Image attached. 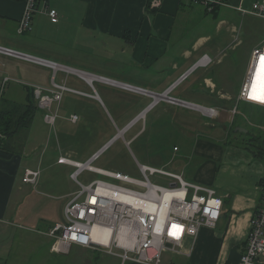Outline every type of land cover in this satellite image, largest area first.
Returning <instances> with one entry per match:
<instances>
[{
  "label": "crops",
  "instance_id": "1",
  "mask_svg": "<svg viewBox=\"0 0 264 264\" xmlns=\"http://www.w3.org/2000/svg\"><path fill=\"white\" fill-rule=\"evenodd\" d=\"M210 1L213 0H164L160 9H154L147 0H40L38 10L32 15L30 30L19 32L18 23L23 15L25 0H0V46L154 94L172 89L170 97L193 104L184 100L180 91L178 96L172 93L198 68L208 69L197 66V63L204 55L211 58L205 51L211 35L220 34L223 30L236 32L240 19L245 21L252 17L240 11H249L262 0H214L218 3L208 10L204 3ZM49 9L58 14L56 24L51 23L47 16ZM246 30L251 33L249 27ZM261 44L258 43L256 47ZM242 45L239 41L236 47ZM219 52L221 50L217 49V58H221ZM250 57L244 56L243 52L239 56L238 62L243 67L240 84L230 86L227 80H221L222 85H219V81L216 85L206 77L202 79V84H207L212 92L217 91L219 100L236 99ZM59 74L63 77L59 83L73 77L58 72L56 82ZM52 76V70L46 66L0 54V103L6 100L26 105L29 98H34L35 86L51 88ZM79 76L83 75L79 73ZM88 76L83 77L87 80ZM77 79L82 86L73 89L88 95L96 93L98 99L75 95L92 102L109 115L107 107L110 106L119 117H130V124L149 108L152 101L148 95L97 82L106 87L102 98L95 82L93 92L86 81ZM253 80L257 81L258 75H254ZM159 105L148 110L147 114L157 110ZM156 113L167 116L162 110ZM70 115L77 114L69 112L63 121H67ZM52 129L45 124L42 112L37 110L30 128L23 135L25 141L22 150L10 152L0 145V264H56L59 260L57 257H64L66 264H80L83 260L86 264H134L124 262L122 254L114 251L109 253L106 250L72 246L66 254L52 252V239L46 233L55 224L64 222V207L72 196L67 190L53 195L50 190H40L41 174L46 169L70 167L61 164L60 157L78 162H83L81 159L85 157L83 152L73 148L71 140L63 141V149L51 148ZM195 140V161L194 158L190 161L199 162V165L191 173L190 179L219 188L217 192L223 200V209L228 211L222 218H227L229 228L222 233L202 229L194 243H186L190 257L183 258L182 264H217L214 255L221 253V250H216V245L220 243L226 252L220 263L235 264L245 245L249 221L261 204L257 189L264 176V166L254 162L243 148L218 150L217 146L199 135ZM172 150L179 152L176 146ZM221 158L223 163L217 168L215 163ZM25 169L39 171L36 186L22 182ZM58 174V170H55L54 176ZM234 247L236 250L232 253ZM257 264H264V258H260Z\"/></svg>",
  "mask_w": 264,
  "mask_h": 264
},
{
  "label": "built area",
  "instance_id": "2",
  "mask_svg": "<svg viewBox=\"0 0 264 264\" xmlns=\"http://www.w3.org/2000/svg\"><path fill=\"white\" fill-rule=\"evenodd\" d=\"M163 2L164 0H147L154 9H160ZM38 3L39 0H25L23 15L18 23L19 32L30 30L31 18L38 10ZM211 3L218 2L214 0L205 2L208 10H211ZM240 12L264 20V0L254 4L251 10ZM47 16L51 23L58 22V14L55 10H47ZM0 54L31 61L52 70L51 88L38 86L33 88L37 108L42 112L45 124L51 128H54L58 118L64 93L98 98L96 93L91 96L68 87L65 81L60 83L55 81L58 72L66 76L75 75L78 78H81L79 73L86 75L84 72L1 46ZM211 63V58L204 55L197 66L208 67ZM88 75L99 78L106 84L121 85L125 90L150 96L154 103L151 105L152 108L166 99L165 101L170 104L192 108L207 118H216L219 115L216 108L180 103L179 100L168 95L164 97L152 95L140 88L116 83L100 76ZM254 75H258V80L255 82ZM88 85L94 92L93 83ZM235 103H246L264 110V42L252 51L248 70ZM235 108L231 111L233 116ZM67 120L73 124L77 123L78 116L70 115ZM116 141L106 143L100 153H95L85 162L59 158L61 164L74 169L71 179L79 186V191L64 207V222L55 224L46 233L52 239V252L66 254L72 246L106 250L109 253L117 249L122 251L121 257L124 262L134 264H160L164 252L189 258L190 250L184 251L183 248H186L188 242L194 243L202 229L217 228L222 217L223 200L213 187L185 181L181 175L162 168L137 162L141 179H134L127 174L93 166V163ZM84 172L112 179L115 183L96 179L84 185L78 181V176ZM39 176L38 170L25 169L22 182L36 186ZM151 177L161 178L166 182V186L151 182ZM257 190L261 194V204L249 221L245 245L235 264H257L259 259L264 257V184L258 186ZM120 231L122 236H119ZM149 250L153 251L151 256L148 255ZM168 264L182 263L171 260Z\"/></svg>",
  "mask_w": 264,
  "mask_h": 264
},
{
  "label": "rangeland",
  "instance_id": "3",
  "mask_svg": "<svg viewBox=\"0 0 264 264\" xmlns=\"http://www.w3.org/2000/svg\"><path fill=\"white\" fill-rule=\"evenodd\" d=\"M252 17L247 18L245 21L244 19H240L239 25L241 27L239 26L234 33L224 32L223 30L220 34L215 33L211 35V41L207 44L205 51L211 55L212 64H210L206 70L201 67L198 68V71H195L176 92L172 93L173 96H178V91H180V95H184V100H187L189 103L203 107L216 108L219 111L218 117L207 118L197 111H188L181 106L171 105L164 99L158 103V105L160 104L161 106L159 105L160 107H158L157 110L148 114L146 112L147 115L145 114V116L142 114V118L140 117L130 124L128 122L130 117L124 115L119 117L113 112L110 106L107 107L110 111L109 115L107 112H103L102 109L95 107L92 102L79 98L80 96L64 93L60 109L58 110V118L54 129H52L50 133L51 148L57 150L58 147H62L61 149H63V141L68 142L71 140L73 148L76 151L83 152L82 154L85 157L82 158L81 161L84 162L87 161L90 155L95 151H97L95 153H100L101 148L110 141L109 139H113L118 134V128H123L124 125H128L126 127L130 128L124 134V137L118 138L117 141L110 146L109 150L103 153L102 156L93 163V166L103 170L127 174L134 179H141L137 166V162H139L143 165L162 168L168 172L181 175L185 181L206 185L190 179L191 173L197 169L199 165V162L194 163V144L198 135L207 142L217 146L218 150L220 148L226 150L230 147L243 148L237 146L242 136L230 130L233 124L236 126L234 130L236 128H242L246 131H251L254 136H259L260 141L262 142L263 140L264 143V110L246 103L236 104L235 99L231 101L219 100L217 97L218 93H216L217 91L212 92L207 84H202V79L205 77L216 85L219 82V85H222L221 80H227V84L230 86L241 83L243 78V67L241 68L240 62H238L241 52L244 53V56L246 54L247 57H249L257 44L264 42V21H262L263 19L260 20V18L256 19ZM243 22L244 28L242 27ZM248 27L251 33L249 30H246ZM239 41H241L243 45L236 47ZM217 49L221 50V52H219L221 58H217ZM218 59L220 61H217ZM231 69H233V73L230 74ZM82 75L85 76V74ZM86 75L88 74L86 73ZM72 76L73 77L70 76L67 78L66 85L70 88L82 86V82L77 79L76 76ZM80 77L88 84L95 82L94 85L100 96L102 98L103 95L105 96L106 87L97 83L101 82L99 78L89 76L87 81L83 76ZM62 78L63 77L59 74L57 76V82L59 83ZM198 85L200 86L198 87ZM171 91L168 90L165 93L156 95L169 96ZM90 95L93 96L94 94ZM221 102H226V104ZM152 104H154L153 99L150 106ZM234 108L236 110L235 116H233L230 111ZM150 109H152V107H150L149 110ZM161 110L165 112L167 115L166 117L156 113ZM69 112H75L78 115L79 120L77 123L73 124L68 120L63 121ZM83 115H86L84 120ZM80 117L82 118L81 121ZM114 122H116L118 128ZM126 143H128V145ZM12 145L14 151H20L24 147V141L13 140ZM174 146L179 149L178 153L173 152L172 149ZM248 146L253 148L250 145ZM174 150L176 149L174 148ZM246 151L250 154L251 158H253L254 162L261 163L260 160L255 159L248 150ZM191 158H194L193 162L190 161ZM222 159L223 158L215 163L217 168H220V164L223 163L221 161ZM55 170L59 172L57 176H54ZM73 171V168L63 166L56 167V169H46L44 173L42 172L41 174L39 189L50 190L52 195L61 190H67L73 197L79 191V186L70 179ZM96 179L114 182L112 179L90 172H84L78 176V181L84 185ZM150 181L155 184L166 186V182L159 177H151ZM211 187H213L216 192L219 190V188L215 186ZM220 195H222V192ZM224 210L225 209H222V215L226 216L228 211ZM225 228L226 231L229 228V225H227V218L221 217L217 228L213 231L222 233ZM234 248L231 249L232 253L236 250V248ZM216 250H221L220 254L217 253L216 255L213 253L216 259V261H214L219 264L221 259L225 256V247L220 243L216 245ZM113 251L114 253L122 254L120 250L114 249ZM152 254L153 251L149 250L148 255L151 256ZM57 258L59 260L56 264L67 263L64 257ZM183 258L184 257L173 256L169 252H164L160 264H168L171 260L175 263H183ZM113 262H116V260ZM80 264H86L85 260Z\"/></svg>",
  "mask_w": 264,
  "mask_h": 264
},
{
  "label": "trees",
  "instance_id": "4",
  "mask_svg": "<svg viewBox=\"0 0 264 264\" xmlns=\"http://www.w3.org/2000/svg\"><path fill=\"white\" fill-rule=\"evenodd\" d=\"M40 1V0H39ZM216 4L211 3V8ZM38 110L35 99L29 98L27 104H17L14 102L3 100L0 103V145L3 149L13 151V140L20 141L25 139L23 135L30 128L35 112ZM232 126L230 130L234 133ZM235 134L242 136L237 146H241L248 150L255 159L260 160L264 166V143L259 139V136H254L251 131L247 133L235 132ZM115 135V134H114ZM113 135V136H114ZM248 136V137H245ZM251 136V137H249ZM111 140V138L109 139ZM248 145L252 146L250 148ZM264 184V177L258 183V186ZM261 197V194H260Z\"/></svg>",
  "mask_w": 264,
  "mask_h": 264
},
{
  "label": "water",
  "instance_id": "5",
  "mask_svg": "<svg viewBox=\"0 0 264 264\" xmlns=\"http://www.w3.org/2000/svg\"><path fill=\"white\" fill-rule=\"evenodd\" d=\"M150 94H152V95H156V94H153V93H151V92H149ZM159 96V95H158ZM95 99H98V98H96L95 97ZM180 103H183V101H180ZM185 103V102H184ZM186 104V103H185ZM151 106H149V108H150ZM149 108L147 109V110H145L144 112H143V114H145L148 110H149ZM142 116V114L138 117V118H140ZM144 116V115H143ZM137 118V119H138ZM136 119V120H137ZM135 120V121H136ZM126 128H128V127H125L124 129H122V130H118V134L113 138V139H111L107 144H109L112 140H116L117 138H119L121 135H123L122 133L126 130ZM234 132H241V133H247V131L245 130V129H242V128H236L235 130H234ZM174 186V185H173Z\"/></svg>",
  "mask_w": 264,
  "mask_h": 264
},
{
  "label": "bare ground",
  "instance_id": "6",
  "mask_svg": "<svg viewBox=\"0 0 264 264\" xmlns=\"http://www.w3.org/2000/svg\"><path fill=\"white\" fill-rule=\"evenodd\" d=\"M84 76V75H83ZM87 77V76H86ZM89 77V76H88ZM88 81V80H87ZM121 86V85H120ZM164 97V96H163ZM163 97H161V98H163ZM189 106H193V105H189ZM128 129L129 128H126V130L122 133L123 135H121L119 138H122V137H124V134L128 131ZM118 139V138H117ZM116 139V140H117ZM119 236H122V234H121V231H120V234H119ZM183 250L184 251H187V248H183Z\"/></svg>",
  "mask_w": 264,
  "mask_h": 264
},
{
  "label": "snow or ice",
  "instance_id": "7",
  "mask_svg": "<svg viewBox=\"0 0 264 264\" xmlns=\"http://www.w3.org/2000/svg\"><path fill=\"white\" fill-rule=\"evenodd\" d=\"M255 98V97H254Z\"/></svg>",
  "mask_w": 264,
  "mask_h": 264
}]
</instances>
